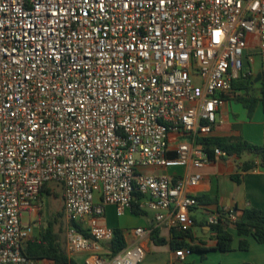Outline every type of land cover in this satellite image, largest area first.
I'll use <instances>...</instances> for the list:
<instances>
[{
	"label": "built area",
	"instance_id": "2783aa9c",
	"mask_svg": "<svg viewBox=\"0 0 264 264\" xmlns=\"http://www.w3.org/2000/svg\"><path fill=\"white\" fill-rule=\"evenodd\" d=\"M252 38L263 78L264 0H0V264L36 263L26 250L51 183L63 187L67 255L84 264L144 260L138 245L105 249L109 205L191 231V189L213 161L199 140L257 77ZM186 167L188 178L145 171ZM189 246L171 264H190Z\"/></svg>",
	"mask_w": 264,
	"mask_h": 264
},
{
	"label": "crops",
	"instance_id": "0c3cea01",
	"mask_svg": "<svg viewBox=\"0 0 264 264\" xmlns=\"http://www.w3.org/2000/svg\"><path fill=\"white\" fill-rule=\"evenodd\" d=\"M256 44L257 39L252 38L249 52H254V55H257ZM213 136L243 138L252 144L264 146V109L262 105L258 106L250 118L248 110L235 98L227 100L219 113V123L215 127ZM248 160L255 161L257 167L243 173L240 167L243 162ZM145 171L154 175H178L184 178H188L195 172L191 167L147 168ZM200 172L202 179L196 188L191 189V194L197 198L205 196L209 200L217 198V202L207 200L199 203V206L193 209L191 214L195 220V226L191 230V237L184 238L182 234H175L165 226L158 227L154 213L149 210H141L139 213L129 211L124 216L118 217L115 206L109 205L106 207L101 224L108 228L122 230L128 247L138 245L144 250L145 257L140 264H171L175 250L181 243L184 246H199L202 250H208L190 251L188 254L190 264H264V244L257 242L253 236H239L234 228H230L233 235L231 251L210 250L216 246V240L209 224V218L220 212L236 216L248 207L264 210V165H261L258 157L246 154L242 158H215ZM234 175L240 176L239 182L234 180ZM136 228L145 229L148 235L141 240H135L131 231ZM153 234L164 242L156 243L153 240ZM242 239L247 240L250 244L246 251L240 249ZM106 246L107 244H104L107 250ZM84 258L85 254H77L71 259L75 264H84ZM40 262L52 264L45 260L35 264H41Z\"/></svg>",
	"mask_w": 264,
	"mask_h": 264
},
{
	"label": "trees",
	"instance_id": "16d2710c",
	"mask_svg": "<svg viewBox=\"0 0 264 264\" xmlns=\"http://www.w3.org/2000/svg\"><path fill=\"white\" fill-rule=\"evenodd\" d=\"M256 78L252 76L247 77L244 81L237 83L235 89L238 93L235 95V100L241 103L247 110L251 118L258 106L261 104L264 109V77L261 82L255 83ZM205 148L210 159H215V149L223 150L229 157L242 158L244 155L256 156L259 158L261 165H264V146L252 144L243 138H223L211 136L199 140ZM257 167V163L253 160H248L242 163L241 172H249ZM234 180L240 181V176H233ZM63 190V187H62ZM51 195L50 187H47L44 194ZM64 198V196H63ZM199 203L208 201L217 202V198L208 199L203 196L197 198ZM133 211L141 212L138 204H134ZM231 213H218V223L211 225V229L215 235L216 246L210 250H217L220 252H228L233 249V235L230 228H234L239 236H253L257 242L264 244V210L254 207H248L242 211L240 215H236L235 219H231ZM63 219V220H62ZM59 224V228L56 226ZM174 232V231H173ZM178 232H175V234ZM182 234L184 238L191 237V231ZM65 221H64V203L63 211L59 212L55 218L48 221L47 227L38 236H33L27 247V255L35 262L49 261L52 264H75V262L67 255L65 248ZM153 240L156 243H162L164 240H159L153 234ZM180 246V247H179ZM127 247V242L124 233L120 229H114V238L107 243V251L115 256ZM186 247V245L179 244L178 248ZM250 244L247 240L242 239L240 244L241 250H248ZM191 252L208 251L202 250L199 246H189ZM209 250V251H210ZM249 264V263H244Z\"/></svg>",
	"mask_w": 264,
	"mask_h": 264
},
{
	"label": "rangeland",
	"instance_id": "374dc122",
	"mask_svg": "<svg viewBox=\"0 0 264 264\" xmlns=\"http://www.w3.org/2000/svg\"><path fill=\"white\" fill-rule=\"evenodd\" d=\"M250 57H256L255 63L253 67V72L257 73L261 70V60L259 55H254V52H249ZM51 190V195H47L46 193L43 195V207L41 211L38 213L36 218V227L33 231V236L40 235L44 228L47 227L48 221L52 218H55L59 212L63 211V203H64V194L62 190V186L56 183H51L49 185ZM25 221H27L26 215ZM63 220V219H62ZM56 228H59V224H57ZM65 240V236H63ZM41 264H47V262H40Z\"/></svg>",
	"mask_w": 264,
	"mask_h": 264
},
{
	"label": "water",
	"instance_id": "95a60500",
	"mask_svg": "<svg viewBox=\"0 0 264 264\" xmlns=\"http://www.w3.org/2000/svg\"><path fill=\"white\" fill-rule=\"evenodd\" d=\"M261 80H262V72H259L258 74H257V77H256V79H255V83H259V82H261Z\"/></svg>",
	"mask_w": 264,
	"mask_h": 264
}]
</instances>
